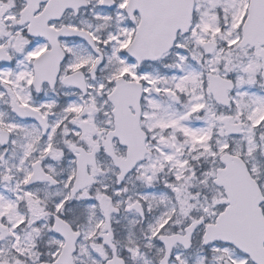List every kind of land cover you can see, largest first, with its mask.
<instances>
[{"label":"snow or ice","instance_id":"obj_1","mask_svg":"<svg viewBox=\"0 0 264 264\" xmlns=\"http://www.w3.org/2000/svg\"><path fill=\"white\" fill-rule=\"evenodd\" d=\"M0 264H264V0H0Z\"/></svg>","mask_w":264,"mask_h":264}]
</instances>
